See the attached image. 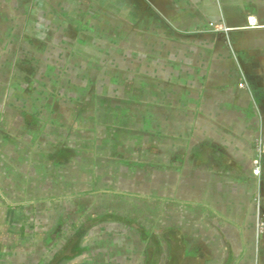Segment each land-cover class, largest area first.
Masks as SVG:
<instances>
[{"label": "crops", "instance_id": "0c3cea01", "mask_svg": "<svg viewBox=\"0 0 264 264\" xmlns=\"http://www.w3.org/2000/svg\"><path fill=\"white\" fill-rule=\"evenodd\" d=\"M258 133L264 0H0V264H264Z\"/></svg>", "mask_w": 264, "mask_h": 264}, {"label": "built area", "instance_id": "2783aa9c", "mask_svg": "<svg viewBox=\"0 0 264 264\" xmlns=\"http://www.w3.org/2000/svg\"><path fill=\"white\" fill-rule=\"evenodd\" d=\"M246 27H257L255 19L251 16L246 17ZM212 30L225 36L229 30L222 26H212ZM244 82L240 80L237 87L243 88ZM264 155V143L260 133H258L252 142V156L250 159V173L254 178V191L251 197V205L253 208V236L254 243L257 244L259 236L264 232V211L261 207V183L260 176L261 162Z\"/></svg>", "mask_w": 264, "mask_h": 264}]
</instances>
